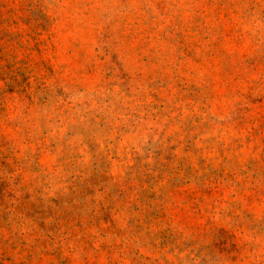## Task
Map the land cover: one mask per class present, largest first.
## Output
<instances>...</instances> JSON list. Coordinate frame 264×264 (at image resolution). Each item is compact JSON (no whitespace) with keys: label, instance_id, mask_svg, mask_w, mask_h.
<instances>
[{"label":"rangeland","instance_id":"rangeland-1","mask_svg":"<svg viewBox=\"0 0 264 264\" xmlns=\"http://www.w3.org/2000/svg\"><path fill=\"white\" fill-rule=\"evenodd\" d=\"M0 264H264V0H0Z\"/></svg>","mask_w":264,"mask_h":264}]
</instances>
